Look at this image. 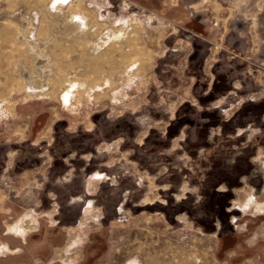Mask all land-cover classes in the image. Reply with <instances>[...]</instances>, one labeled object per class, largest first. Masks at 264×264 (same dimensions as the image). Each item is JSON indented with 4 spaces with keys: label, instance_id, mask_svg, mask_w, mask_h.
<instances>
[{
    "label": "rangeland",
    "instance_id": "374dc122",
    "mask_svg": "<svg viewBox=\"0 0 264 264\" xmlns=\"http://www.w3.org/2000/svg\"><path fill=\"white\" fill-rule=\"evenodd\" d=\"M195 10L212 20L242 17L252 31L264 22V0H0V140L17 131L33 150L65 135L64 127L57 135L58 124L135 114L153 102L147 95L165 37L173 27H190ZM3 180L15 186L21 178ZM127 189H101L90 208L82 196L76 214L68 208L57 223L56 207L40 200L44 188L0 185V237L2 224L24 223L29 231L0 264H264V188L234 212L241 229L226 219L201 222L197 207H171L160 189L138 208L141 199L128 195L118 213ZM183 212L184 226L172 219Z\"/></svg>",
    "mask_w": 264,
    "mask_h": 264
},
{
    "label": "crops",
    "instance_id": "0c3cea01",
    "mask_svg": "<svg viewBox=\"0 0 264 264\" xmlns=\"http://www.w3.org/2000/svg\"><path fill=\"white\" fill-rule=\"evenodd\" d=\"M188 21L194 23L165 37L166 54L151 80L156 90L152 94L151 83L147 95L153 102L114 122L92 114L90 121L58 124L57 135L63 127L65 135L54 138L55 145L43 139L33 150L13 132L0 140V185L44 188L40 200L48 210L56 207L57 223L68 208L76 214L82 196L90 208L101 189L129 188L118 213H125L128 195L141 199L138 208L160 189L171 207H197L201 222L226 219L240 228L234 212L264 188V71L258 72L264 70V22L252 31L242 17L212 20L200 10ZM125 152L130 159L121 160ZM31 175L39 179L36 186L28 182ZM13 176L21 178L16 187L2 182ZM188 218L186 212L172 216L183 226ZM1 227L0 258H7L19 251L12 243L25 242L29 231L24 223Z\"/></svg>",
    "mask_w": 264,
    "mask_h": 264
}]
</instances>
